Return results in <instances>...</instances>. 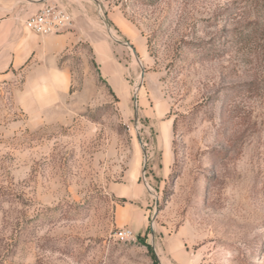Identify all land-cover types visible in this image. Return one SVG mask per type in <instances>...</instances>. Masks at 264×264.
I'll use <instances>...</instances> for the list:
<instances>
[{
  "label": "rangeland",
  "instance_id": "374dc122",
  "mask_svg": "<svg viewBox=\"0 0 264 264\" xmlns=\"http://www.w3.org/2000/svg\"><path fill=\"white\" fill-rule=\"evenodd\" d=\"M53 1L110 61L50 119L0 73V264H264V0Z\"/></svg>",
  "mask_w": 264,
  "mask_h": 264
},
{
  "label": "crops",
  "instance_id": "0c3cea01",
  "mask_svg": "<svg viewBox=\"0 0 264 264\" xmlns=\"http://www.w3.org/2000/svg\"><path fill=\"white\" fill-rule=\"evenodd\" d=\"M48 1L52 0H0V73L20 70L23 89L14 95L16 102L29 116L43 114L46 119L51 118L47 114L51 107L65 101L71 86L70 69L61 58L71 55L83 37L89 41L95 61H110L108 46L98 44L93 33H82L81 17H76L73 29L58 34L38 35L25 27L16 28L13 14L26 18ZM70 1L84 5L81 0ZM27 5L36 10L25 12Z\"/></svg>",
  "mask_w": 264,
  "mask_h": 264
},
{
  "label": "built area",
  "instance_id": "2783aa9c",
  "mask_svg": "<svg viewBox=\"0 0 264 264\" xmlns=\"http://www.w3.org/2000/svg\"><path fill=\"white\" fill-rule=\"evenodd\" d=\"M24 27L38 35L58 34L73 28V16L70 10L57 1H48L37 12L24 20ZM116 237L121 241L135 239L132 230L119 229Z\"/></svg>",
  "mask_w": 264,
  "mask_h": 264
},
{
  "label": "trees",
  "instance_id": "16d2710c",
  "mask_svg": "<svg viewBox=\"0 0 264 264\" xmlns=\"http://www.w3.org/2000/svg\"><path fill=\"white\" fill-rule=\"evenodd\" d=\"M249 25L252 28V31L249 30L250 32H254V31L260 30V35L262 37H264V29L259 28V22L257 20L250 21ZM241 31L242 32H240L239 35H241V33H243V30H241Z\"/></svg>",
  "mask_w": 264,
  "mask_h": 264
},
{
  "label": "water",
  "instance_id": "95a60500",
  "mask_svg": "<svg viewBox=\"0 0 264 264\" xmlns=\"http://www.w3.org/2000/svg\"><path fill=\"white\" fill-rule=\"evenodd\" d=\"M133 53H134V50H133ZM141 75H143V73H141Z\"/></svg>",
  "mask_w": 264,
  "mask_h": 264
}]
</instances>
